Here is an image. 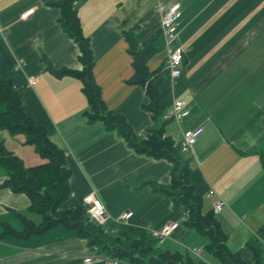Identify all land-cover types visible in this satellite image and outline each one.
<instances>
[{
	"label": "crops",
	"instance_id": "crops-1",
	"mask_svg": "<svg viewBox=\"0 0 264 264\" xmlns=\"http://www.w3.org/2000/svg\"><path fill=\"white\" fill-rule=\"evenodd\" d=\"M46 1L0 0V78L12 83L26 116L65 153L70 178L62 208L81 207L83 198L93 193L108 215L103 225L107 234L145 231L154 236L165 223L176 222L173 234L158 242L160 251L179 257V264H225L205 250V237L186 226L184 208L153 189L169 185L171 164L137 155L116 129L88 121L80 80L53 74L80 71L82 65L77 44L59 23V9ZM173 4L179 5V18L176 35L169 38L160 17ZM73 7L89 41L102 100L139 140L154 122L145 109L149 98L144 88L127 83L134 74L127 36L137 49L155 50L146 66L150 73H159V90L168 92L166 113L176 100H185L189 110L181 122L167 120L165 136L179 146L184 131L202 128L185 154L190 184L206 211L217 201L225 203L215 217L226 247L245 264H253L247 244L264 225V0H74ZM175 48L181 49L182 62L180 75L173 78L167 61L168 49ZM32 76L38 80L29 87ZM2 109L0 103V113ZM0 132L5 147L25 166L40 163L24 147L25 140L20 151L8 143L9 133ZM22 150L29 153L22 155ZM6 179L0 168V264H104L85 263L106 255L61 228L26 238L4 234L5 226L24 228L17 214L37 221L28 197L5 188ZM127 211L132 217L124 223L119 216ZM262 242L264 255V237Z\"/></svg>",
	"mask_w": 264,
	"mask_h": 264
},
{
	"label": "trees",
	"instance_id": "trees-1",
	"mask_svg": "<svg viewBox=\"0 0 264 264\" xmlns=\"http://www.w3.org/2000/svg\"><path fill=\"white\" fill-rule=\"evenodd\" d=\"M73 3L74 0L46 1L48 6L59 9V23L63 31L77 44L80 51L79 62L82 65L80 71L51 69L53 74L57 77L68 75L80 80L82 93L87 100L84 115L88 121H101L108 131L116 129L127 146L137 155L170 163L169 185L153 189L184 208L188 214L186 226L207 239L205 250L209 254L225 264H245L237 254L227 249L226 235L221 230L213 210L206 211L203 198L195 194L194 186L190 184V160L171 138L165 136L164 127L167 120L164 116L167 107L163 106V102L168 92L159 90V73H150L146 66L147 60L155 50L152 47L139 50L132 37L127 36L134 67V74L127 83L144 88L149 98L145 109L152 114L154 122V126L147 130L145 138L139 140L125 120L108 110L102 100L100 87L93 78L89 41L82 34ZM0 103L6 106V110L0 113V131L24 136V143L34 146L43 159L37 166L27 167L0 140V168L5 171L7 177L3 185L13 193L25 194L30 202V213L37 217L35 221L17 214L24 228L16 231L5 226L4 234L11 233L26 238L61 228L87 240L90 246H96L102 254L126 264H179L180 258L160 251L157 238L148 232L131 231L111 236L105 232L103 226L89 219L84 206L63 209L62 205L69 195L70 178L65 165V153L49 140L44 129L33 124L26 116L20 96L12 83L1 78ZM260 160L264 168V153L260 155ZM263 237L264 225L259 229L257 236L247 244L252 253L253 264H264Z\"/></svg>",
	"mask_w": 264,
	"mask_h": 264
},
{
	"label": "built area",
	"instance_id": "built-area-1",
	"mask_svg": "<svg viewBox=\"0 0 264 264\" xmlns=\"http://www.w3.org/2000/svg\"><path fill=\"white\" fill-rule=\"evenodd\" d=\"M178 10H179V5L173 4L168 9L163 11L160 17V25L162 32L165 36L169 38H173L176 35L177 21L179 18ZM31 13H33V9L25 12L21 16V18L25 19ZM181 62H182L181 49L180 48L168 49L167 64L170 74L173 78L178 77L180 75ZM18 66L19 65H16V68H18ZM37 80L38 78L35 76L29 77L27 80V85L29 87H32L37 83ZM188 115H189V110L186 101L176 100L173 102L172 106L165 114L164 119L181 122ZM201 133H202V128L200 127L184 131L182 140L179 144V148L181 152L184 154L189 153L192 147L195 145ZM209 196H211V193L209 194ZM224 205L225 203L222 200L215 202L212 207L214 214H218L222 210ZM83 206L86 208L88 217L92 222L101 226L105 224L108 215L106 213V210L102 202L98 198H96L93 193H89L83 198ZM131 217H132V212L127 211L122 213L119 216V219L122 222L127 223ZM178 227L179 225L176 222L165 223L158 231H154L153 235L154 237L157 238L158 242H162L164 239L169 238ZM193 252L199 254L200 251L199 249H194ZM93 260L101 261L104 264H126L117 259L108 256L102 257L100 255L93 258H87L84 260V262L90 263Z\"/></svg>",
	"mask_w": 264,
	"mask_h": 264
},
{
	"label": "rangeland",
	"instance_id": "rangeland-1",
	"mask_svg": "<svg viewBox=\"0 0 264 264\" xmlns=\"http://www.w3.org/2000/svg\"><path fill=\"white\" fill-rule=\"evenodd\" d=\"M1 104H2V107H3L2 111H1V113H2V112H4V111L6 110V106H5V104H3V103H1ZM2 132H3V131H2ZM5 132H6V131H5ZM0 133H1V132H0ZM6 133H8V132H6ZM9 137H11L13 141H12V140H8V143H10V142H14L15 144L18 145V147H19L18 150L21 151V148H20L19 144H20L21 141H24L25 138H24L22 135H10ZM3 138H4V137H3ZM22 139H23V140H22ZM0 140H2V136H1V134H0ZM24 147H27V149H29L28 151H32L33 154L36 155V157H39V159H40V163L43 162V159H41V157L38 155V153H37V151L35 150L34 146H32V145H28V144H25ZM18 150H17L16 152L19 154L20 152H19ZM22 151H23V152H22V155H25L26 153H27V154L29 153V152L26 151V150H22ZM40 163H39V164H40Z\"/></svg>",
	"mask_w": 264,
	"mask_h": 264
},
{
	"label": "bare ground",
	"instance_id": "bare-ground-1",
	"mask_svg": "<svg viewBox=\"0 0 264 264\" xmlns=\"http://www.w3.org/2000/svg\"><path fill=\"white\" fill-rule=\"evenodd\" d=\"M164 188V187H163Z\"/></svg>",
	"mask_w": 264,
	"mask_h": 264
}]
</instances>
